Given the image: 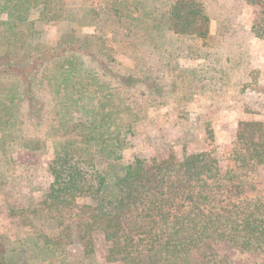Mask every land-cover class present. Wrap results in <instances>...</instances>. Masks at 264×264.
<instances>
[{
	"label": "trees",
	"instance_id": "obj_1",
	"mask_svg": "<svg viewBox=\"0 0 264 264\" xmlns=\"http://www.w3.org/2000/svg\"><path fill=\"white\" fill-rule=\"evenodd\" d=\"M245 1L251 32L264 42V0ZM156 2L0 0L3 173L17 181L16 151L50 159L38 202L2 193L0 264H86L100 240L109 263L264 264L263 123L240 122L227 157L215 153L209 130L206 149L188 153L180 141V159L173 143L154 141L156 152L143 154L135 139L148 110L167 108L179 92L173 55L162 64L172 73L165 79L162 62L149 64L142 49L154 52L166 34L208 37V29L172 27L181 9L168 0L158 14ZM195 12L182 26L208 21ZM46 26L58 28L53 40ZM14 220L26 230L13 229Z\"/></svg>",
	"mask_w": 264,
	"mask_h": 264
},
{
	"label": "rangeland",
	"instance_id": "obj_2",
	"mask_svg": "<svg viewBox=\"0 0 264 264\" xmlns=\"http://www.w3.org/2000/svg\"><path fill=\"white\" fill-rule=\"evenodd\" d=\"M167 1L157 0L158 14L164 12ZM170 1L181 9L172 27L175 25L179 31L188 27L199 32L208 29L207 41L203 43L196 36L182 35L177 38L176 35L166 34L169 38L160 40L154 52L149 51L147 46L142 49L145 52H142V57L149 64L156 60L161 61V65L165 64L168 57L173 55L177 70L172 74L167 66L162 65L159 74L165 79L169 74L175 76L179 92L178 98L167 108L148 110V118L139 124L135 139L142 145L140 151L143 154L156 152L150 145L154 141L164 146L173 143V152L180 159L183 152L180 141L186 139L188 153L200 147L206 149L208 141L203 140L207 139L209 130L216 146L215 153L227 157L240 122L256 121L264 124V42L251 32L256 20L254 8L247 5L245 0ZM150 6L152 9L155 3ZM194 11L193 15L207 17L208 21L200 20L196 25L191 23L182 26L186 12L191 14ZM45 30L49 39L53 40L58 28L46 26ZM204 58L208 59L206 63ZM119 61L124 65L131 62L122 56ZM251 71L257 72V80L249 77ZM250 81L255 85L252 86L254 90L250 87L243 89L244 84ZM186 94H190L187 100ZM245 106L251 107L257 114H245ZM13 158L10 175L16 177L17 181L6 179L3 173L5 169L0 163V225L3 227H7L8 220L2 193H9L13 189L12 193L20 205L30 202L27 195L33 196V200L38 202L48 183L46 170L49 154L42 152L28 157L24 152L16 151ZM256 177L259 181L257 195L264 197V172H259ZM18 182L20 186L15 189L12 185ZM20 224L16 220L12 228L26 230ZM106 249L107 245L100 240L96 255L86 264H116L105 261Z\"/></svg>",
	"mask_w": 264,
	"mask_h": 264
}]
</instances>
